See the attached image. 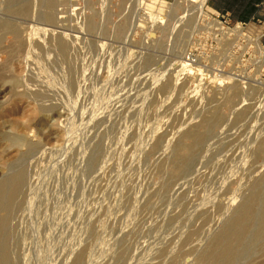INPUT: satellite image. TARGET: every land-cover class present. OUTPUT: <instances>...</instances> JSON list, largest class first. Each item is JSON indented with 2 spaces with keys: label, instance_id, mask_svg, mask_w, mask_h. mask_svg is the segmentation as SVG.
<instances>
[{
  "label": "rangeland",
  "instance_id": "rangeland-1",
  "mask_svg": "<svg viewBox=\"0 0 264 264\" xmlns=\"http://www.w3.org/2000/svg\"><path fill=\"white\" fill-rule=\"evenodd\" d=\"M198 1L0 0L9 264H213L250 202L264 264V21Z\"/></svg>",
  "mask_w": 264,
  "mask_h": 264
},
{
  "label": "bare ground",
  "instance_id": "bare-ground-1",
  "mask_svg": "<svg viewBox=\"0 0 264 264\" xmlns=\"http://www.w3.org/2000/svg\"><path fill=\"white\" fill-rule=\"evenodd\" d=\"M207 2L208 0H199L198 1L199 10L204 11V7L206 6ZM50 5H53L52 1H50ZM50 19H52V17H50ZM60 48L61 50H64L66 49V45L63 42H61ZM67 51H69V49H67ZM191 136L194 138V145L190 147L192 149L195 148L196 146L201 145L205 141V138L202 135L195 134ZM23 184H24L23 173L19 174L13 179H10L0 184V209L3 210L5 213L3 216H0V264H9L10 261L8 248L3 240L4 231L7 226L8 217L11 213V210L16 204V200L22 190ZM253 204L252 202H250L246 204L243 208H241L239 212L237 211L238 212L237 217H235V219L226 228L224 234L219 239V242L223 243L222 244L223 250L219 253V256L210 253L211 256L208 255L207 260H213L214 261V262L212 261L213 264H236L239 257L245 254V250H244L246 247L245 242L247 240V237H249L248 234L251 232L250 230L251 222L255 220V216H256L254 212L255 209H253ZM261 212H263V210H261ZM256 220H258V218ZM193 236L194 234H191V236L189 237L190 241L193 238ZM263 237H264V214L262 216L260 227L255 234V238L258 240H260Z\"/></svg>",
  "mask_w": 264,
  "mask_h": 264
},
{
  "label": "crops",
  "instance_id": "crops-1",
  "mask_svg": "<svg viewBox=\"0 0 264 264\" xmlns=\"http://www.w3.org/2000/svg\"><path fill=\"white\" fill-rule=\"evenodd\" d=\"M221 18L230 22L254 23L264 21V0H208ZM220 13V14H219ZM222 14V16H221Z\"/></svg>",
  "mask_w": 264,
  "mask_h": 264
},
{
  "label": "built area",
  "instance_id": "built-area-1",
  "mask_svg": "<svg viewBox=\"0 0 264 264\" xmlns=\"http://www.w3.org/2000/svg\"><path fill=\"white\" fill-rule=\"evenodd\" d=\"M218 18L221 19V21L224 23V24H230V21L228 18H221L219 16H216ZM237 25H240L242 28H244V26H246V23L245 22H239ZM190 60V59H189Z\"/></svg>",
  "mask_w": 264,
  "mask_h": 264
}]
</instances>
